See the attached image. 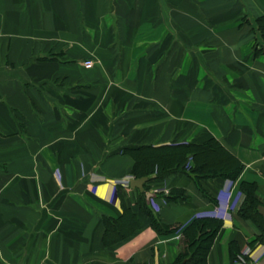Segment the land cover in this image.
<instances>
[{
  "label": "crops",
  "instance_id": "obj_1",
  "mask_svg": "<svg viewBox=\"0 0 264 264\" xmlns=\"http://www.w3.org/2000/svg\"><path fill=\"white\" fill-rule=\"evenodd\" d=\"M258 18L264 0H0V264H172L202 218L221 221L207 264H264L239 213L253 191L264 221ZM212 139L238 173L147 180L157 233L124 150ZM122 204L138 227L105 245Z\"/></svg>",
  "mask_w": 264,
  "mask_h": 264
},
{
  "label": "trees",
  "instance_id": "obj_2",
  "mask_svg": "<svg viewBox=\"0 0 264 264\" xmlns=\"http://www.w3.org/2000/svg\"><path fill=\"white\" fill-rule=\"evenodd\" d=\"M258 29L264 39V18L256 20ZM134 158L132 175L135 178L146 176L149 180L162 179L171 173H185L195 178L222 176L233 178L240 169L239 162L229 153L225 152L215 140L204 144L179 143L167 144L158 147L139 146L137 148H126L124 150ZM191 160V161H190ZM191 163H188V162ZM246 187V185H244ZM252 189V185H247ZM117 194L120 197V186H117ZM148 186L144 185V191L140 192L138 206L140 210L150 216L151 226L157 233L168 232L166 225L160 223L159 219L146 206L145 198ZM186 195L179 191H173L169 200L178 198L186 199ZM256 200L253 191L248 192L246 203L240 209V216L252 219L262 230L264 221L254 211ZM123 213L117 218L104 216L103 223L105 231L103 242L105 245L113 244L133 233L138 227V220L132 210L122 204ZM221 226V221L212 218L194 220L184 230V243L186 244L177 260L172 264H207V255L214 237Z\"/></svg>",
  "mask_w": 264,
  "mask_h": 264
},
{
  "label": "water",
  "instance_id": "obj_3",
  "mask_svg": "<svg viewBox=\"0 0 264 264\" xmlns=\"http://www.w3.org/2000/svg\"><path fill=\"white\" fill-rule=\"evenodd\" d=\"M263 53H264V46H263ZM148 178L146 176L138 177V178H131L129 179V186L131 188H137L140 192L144 191V183H146ZM153 193L146 192V197L152 196ZM185 261H182L180 264H184Z\"/></svg>",
  "mask_w": 264,
  "mask_h": 264
},
{
  "label": "built area",
  "instance_id": "obj_4",
  "mask_svg": "<svg viewBox=\"0 0 264 264\" xmlns=\"http://www.w3.org/2000/svg\"><path fill=\"white\" fill-rule=\"evenodd\" d=\"M84 64L85 65H90L91 64V61H89V60L88 61H85Z\"/></svg>",
  "mask_w": 264,
  "mask_h": 264
},
{
  "label": "rangeland",
  "instance_id": "obj_5",
  "mask_svg": "<svg viewBox=\"0 0 264 264\" xmlns=\"http://www.w3.org/2000/svg\"><path fill=\"white\" fill-rule=\"evenodd\" d=\"M92 64H93V62L91 61V64H90V65H92ZM185 246H186V244L183 243V245H182V250H184Z\"/></svg>",
  "mask_w": 264,
  "mask_h": 264
}]
</instances>
